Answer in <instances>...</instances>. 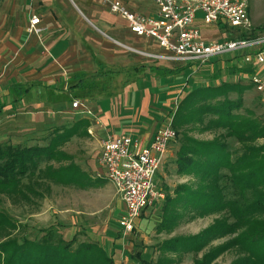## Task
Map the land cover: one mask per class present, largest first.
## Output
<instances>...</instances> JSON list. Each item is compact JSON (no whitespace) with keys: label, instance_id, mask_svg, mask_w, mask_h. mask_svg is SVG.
Returning a JSON list of instances; mask_svg holds the SVG:
<instances>
[{"label":"rangeland","instance_id":"374dc122","mask_svg":"<svg viewBox=\"0 0 264 264\" xmlns=\"http://www.w3.org/2000/svg\"><path fill=\"white\" fill-rule=\"evenodd\" d=\"M62 3V7L66 9L61 15L66 16L64 18L66 26L73 32L77 31L78 34L83 35L86 40L92 45L98 38L105 37L101 34L102 27L97 21V17H94L93 13H89L88 9L81 5L78 0H58ZM94 4V0H88ZM97 1V0H95ZM108 0H98L99 3L104 4L103 8L97 7L96 12L98 15L104 13L107 18L112 20L115 24H120L122 19L112 14H107ZM135 10H140L144 5V11L153 10L154 5L150 1L143 0L142 5L137 0H122ZM51 5L55 4L53 0L50 1ZM248 11L251 22L256 31H262L261 27H264V0H247ZM44 0H0V92H3L0 96V103L3 107L0 109V143L8 141L14 143L34 144L42 143L41 139L46 136L50 131V128L63 123H70L76 119L78 115L70 109V101L72 98L82 99L84 104L89 108L92 106L90 100H96L97 95L101 94L97 92L95 95H81L80 97H73L72 92H69L66 88V83L69 81L68 75L78 69L79 65H85L84 72L86 74V80H94L101 74L96 66H91V56L79 55L71 60L62 62L56 65L54 71L51 74L44 73L42 68L45 64V59H52L48 50V44H46V38L40 36V30L36 29L38 33L36 38V44L34 45L35 55L39 52L43 55H38L36 63L34 65L28 64L30 57L26 54L22 58L21 63H17L15 60L17 54L25 51V47L29 45L24 39L27 32L25 28L28 26L29 16L36 15L38 18L51 11L49 7H45ZM55 10V8H53ZM58 12H55L57 15ZM56 19V17H55ZM223 28H213L202 30V33L207 36H211L213 39L223 38ZM57 31L51 40V43L64 40L71 41L72 47L78 48L79 52L85 51L86 54H90V50L83 47L82 42L78 41L81 38L72 37L67 35L64 39L58 35ZM218 34V35H217ZM23 36V37H22ZM233 37V36H232ZM28 38V36H27ZM230 38V37H227ZM77 42H73L72 40ZM106 40V39H105ZM108 41V40H106ZM79 42V43H78ZM27 43V45H25ZM49 44V49L50 45ZM128 43L134 47L144 48L143 42L128 41ZM77 44V45H76ZM113 46H116L111 42ZM54 45H52L53 47ZM116 49H120L116 46ZM72 50V49H71ZM70 50V51H71ZM124 51V50H122ZM125 55L128 62H112L109 68H104L108 72V75L101 74L98 76V81L101 84L108 82L109 87L106 89L116 88L111 84L115 82L122 83L123 79H126L130 83H140L135 81L138 78L149 79V74L145 73L151 62L146 58L127 51L123 52L119 56ZM44 57V58H43ZM20 59V58H18ZM53 62V60H51ZM50 61V62H51ZM218 61V60H217ZM222 61V60H221ZM49 62V64H50ZM225 63V60L222 61ZM126 64V65H122ZM94 65V64H93ZM160 66V65H159ZM204 66V67H203ZM207 65H201L193 67V71L185 69L181 73V82L184 85L185 90L176 93H170L166 95H160L161 101H155V93L143 92L145 99L139 101L134 100L131 104V114L136 118L140 112L152 113L160 116L158 110L162 109L161 102H166V109L162 111L164 114L166 111L173 112L178 100L183 93L186 92L191 83H195L194 76L205 70ZM162 67V66H161ZM226 68H223L225 72ZM218 75L222 76L220 80L229 81L233 76H228L229 73L223 72L222 68L215 69ZM42 71L43 74L42 75ZM150 72V71H149ZM127 73V74H126ZM205 73V72H202ZM204 75V74H203ZM239 75V74H238ZM46 76V77H45ZM216 76V75H215ZM228 76L229 78H226ZM203 79H208L207 76H202ZM198 76V79H201ZM33 79H39L41 82L46 83L48 81L57 82L58 90H51V88L44 84L30 85L29 93L15 94L10 91L8 85L11 82H20L23 86H28ZM138 79V80H140ZM235 79V78H234ZM244 79V78H243ZM233 80V79H232ZM238 80L239 84H248L246 80ZM65 82V83H63ZM152 82V80H151ZM180 82V83H181ZM232 82V81H231ZM202 84H207L206 81H201ZM198 83V84H201ZM135 84V85H136ZM175 85V84H171ZM208 85V84H207ZM211 85V83L209 84ZM121 85H118L120 87ZM127 86V85H126ZM181 87V86H180ZM178 88L177 86L174 87ZM8 92V93H6ZM25 95V96H24ZM25 97L22 103V97ZM93 96V98H92ZM229 98H234V94H229ZM242 106L239 112L242 115L256 118L260 124H262L259 111L260 100L258 92L251 85L248 86L242 92ZM141 103V104H140ZM172 114V113H171ZM161 117V116H160ZM164 118V117H163ZM135 120V119H134ZM162 120H160L161 122ZM136 122V120L134 121ZM135 128H144L132 123ZM174 129V128H173ZM175 139L171 142V151L164 162L160 165L156 173V184L163 194L162 203L176 184H188L192 181L189 175V179H182L175 175L174 154L177 147L180 144L181 134H185L196 140L209 141L214 135L211 130L202 129V125L197 122H188L178 127ZM264 143V137H258L255 141L251 142V145L257 146ZM63 153L66 154V159H60L58 161H51V166L56 168L57 166H66L68 164H76L79 175L74 172L73 176L78 181L70 183H48V189L42 190L41 197H30L28 202H21L11 200L9 196L0 194V210L7 214L11 220L15 223V229L11 231V236L26 237L28 239H37L41 236V230L43 228L50 227L55 229L61 237L68 241L73 238V245L77 244H92L95 247L101 248L111 259V264H138L136 259L134 260L133 254L139 253V257L144 260L155 261L162 254L157 249L164 239L174 236H188L196 234L204 227L212 223L216 215H204L202 217H196L191 220H182L172 226L169 230L158 231V222H160V207L154 206L150 209H145L139 219L134 225V229L122 235L117 228L116 220L120 213L118 194L114 186L105 179H96L93 171L97 170L96 159L90 162L89 157L86 156L84 144L81 140L72 139L65 143L60 144L57 147ZM88 153V152H87ZM70 174V173H69ZM71 176V175H70ZM181 176V175H180ZM42 185L39 189H42ZM161 206V205H160ZM178 225V226H177ZM177 226V227H176ZM176 227V228H175ZM175 228V232L174 229ZM174 232V233H173ZM157 233H162L156 235ZM228 237H222L213 240L210 246H215ZM4 238L0 239L3 241ZM237 248L227 249L220 253L210 264H228L237 255H239ZM192 254L185 253L181 261L175 264H191ZM105 264V263H100ZM107 264V263H106Z\"/></svg>","mask_w":264,"mask_h":264},{"label":"trees","instance_id":"16d2710c","mask_svg":"<svg viewBox=\"0 0 264 264\" xmlns=\"http://www.w3.org/2000/svg\"><path fill=\"white\" fill-rule=\"evenodd\" d=\"M261 29L264 31V27ZM222 32L224 37H234L226 28ZM225 60L231 62L226 72L237 79L238 74L254 72L252 66L240 64L238 56ZM189 66L181 64L160 70L174 73ZM237 81H221L217 85L193 83L170 116L176 133L179 126L197 122L214 135L209 141H202L181 134L174 158L175 173L189 175L192 181L176 184L171 195H166L160 206L158 231L169 230L182 220L211 214L216 217L196 234L164 239L157 249L165 254L155 261L144 260L135 252L133 258L138 264H175L185 253L192 254L191 264H210L231 248H237L240 254L228 264H264V143L251 145L256 138L264 137V124L239 112L242 92L252 84ZM81 82L82 77L74 73L66 83L67 90L74 92L73 97L81 96L74 89H79ZM87 83L89 88L94 86V80ZM50 88L60 89L57 85ZM27 89L13 84L10 91L19 94ZM231 93L234 98H229ZM86 124V120L80 119L68 126H55L43 137L42 143L1 142L0 194L28 202L31 196L41 197L48 183L78 181L73 176L74 172L79 175L76 164L54 168L50 162L66 159V154L57 147L78 134L79 128ZM230 141L240 144L233 157ZM42 185L44 187L39 189ZM13 229V220L0 210V239L4 238L0 241V264H111L110 257L101 248L92 244L73 245V238L65 241L53 228H43L37 239L9 237ZM222 237L228 238L210 246L213 240Z\"/></svg>","mask_w":264,"mask_h":264},{"label":"built area","instance_id":"2783aa9c","mask_svg":"<svg viewBox=\"0 0 264 264\" xmlns=\"http://www.w3.org/2000/svg\"><path fill=\"white\" fill-rule=\"evenodd\" d=\"M154 5L150 14L132 11L119 0H108V10L118 14L133 35L153 40L161 52H146L114 41L126 50L152 61L174 65H205L221 57L238 56L240 64L254 72L247 81L258 92L259 116L264 124V31H256L249 15L247 0H146ZM198 23L226 28L234 37H205ZM38 17L28 18V33L36 31ZM254 31V32H253ZM262 70V73H260ZM70 107L85 110L84 101L73 98ZM171 119V118H170ZM170 119L157 127L148 144L126 135L106 133L100 140L95 176L111 183L122 203L116 225L125 235L134 229L142 210L153 206L163 194L155 174L176 132Z\"/></svg>","mask_w":264,"mask_h":264},{"label":"crops","instance_id":"0c3cea01","mask_svg":"<svg viewBox=\"0 0 264 264\" xmlns=\"http://www.w3.org/2000/svg\"><path fill=\"white\" fill-rule=\"evenodd\" d=\"M50 1L51 0H44V2L46 3L45 7H49L51 9V11H48L47 13L42 14L38 18V24L36 25V29L38 31L39 30L41 31L40 36L42 38L47 37V39H48V40H46V44H48L47 46H48L50 56L52 58L51 60H53V62H52L49 58L45 59V64L42 68L43 71L45 70L44 73L51 74L52 71H54L56 65H59L62 62L65 63L66 61L71 60V59H73L79 55H82V57H84V55L87 57L90 55L92 57L91 58V66H96L98 71H100V72L102 71L101 74H105L106 70H103V69L109 68L111 66L110 63H112V62L124 63V62L130 61V60H127L125 58V55H123L121 57L119 56L120 54H122L123 52H127L128 50H126L124 47L116 44L114 41H117L120 44H123L125 46H129L131 48H135V49L146 51V52H161L160 48L156 45V43L153 40L143 39V38L137 37V36L133 35L131 32H129V30L126 28L125 21L118 14H113V13L109 12V10L107 11V14L110 13V14L117 16L120 19H122L120 22H118L120 24H115V25L112 22V20H110L109 18H107L105 16L104 13H100V15H98V13L96 12L97 7L103 8V6H104V4L99 3L98 0L97 1L94 0V4L88 0H78L82 6H84L86 9H88L89 13H93L94 17L99 16V17H97V21L102 27L101 34L105 37L106 40H108V41H106L103 38H99V39L97 38L95 40V43H92V45H90V43L86 40V38L83 35L78 34L77 31L73 32L72 31L73 28H72V30L68 29V27L66 26L67 24L64 20V18H66V16L61 15L64 10L66 11V9H64L62 7V3L58 0H53L55 2V4H53V6H50L51 5ZM119 1L121 2V4L124 7H126L129 10H132V11H137V12H141L144 14H150L153 11V10L152 11L151 10L144 11L145 6L142 5L143 0H137L142 5L140 10H135V8L130 7L129 5L124 3L122 0H119ZM53 8H55V10H53ZM55 12H58L57 15L55 14ZM55 17H56V19H55ZM198 26L200 27L201 32H202V30L207 31V29L210 30L213 28H217L216 26H211V25L205 26V25H202L201 23H198ZM25 31L27 32L26 28H25ZM57 31H59L58 35L62 36V39H64L67 35H70V34L72 35V37L81 38L78 41H81L83 47H86V49L90 50V52H89L90 54H86V52L84 50L82 52L81 51L79 52L78 48H76V47L74 48V46L72 47V45H74V43L72 44L70 40L65 41V42H64V40H60V41H56L55 43H51V40L54 37V35L57 34L56 33ZM38 33L31 34V33L27 32L28 35H26V38H25V34H23L25 41L27 43H29V45L25 47V51H22L21 53L16 55L15 60L18 61L17 63H21L22 58L27 54L30 57L28 64H30V66H31V65H34V63H36V59H37L38 55H43L40 52L35 55V52H33L34 45L36 44L35 43L36 42L35 36H37ZM27 36H28V38H27ZM204 36L207 38L213 39L211 36H207V35H204ZM224 36L225 35L223 34V37ZM72 41L77 42L75 39ZM128 41L143 42L145 45L144 48H146V49L134 47V46L130 45L128 43ZM111 42L114 43L116 46H118L119 48H121L124 51H122L120 49H116V46H113L111 44ZM27 43L25 45H27ZM50 43L54 46L52 47V45H50V49H49ZM18 58H20V59H18ZM225 59H229V57H227V56L225 58L221 57V58L217 59L218 61L217 60L212 61V62L210 61L207 64H205L207 66L205 67V70L202 72H205V76L208 77L207 80L201 78L204 73H202V72L199 73V71H196L198 74L194 76V79L196 78L195 84L201 83V81H206L207 84L211 83L213 85H217L221 81H226V80H220V79H222L221 78L222 76H220L221 74L220 75L216 74L217 72L215 70L218 68H222V71H223V68L230 66L231 62L228 60H225ZM147 60H149V59H147ZM221 60L222 61L225 60V63H223ZM150 61L153 62L152 60H150ZM49 62H50V64H49ZM154 62L155 63H152V64L149 63L147 65L150 72L148 70L145 72V73L149 74L150 77L154 76V78H149V79L138 78L140 80L136 79L135 81L136 82L139 81L140 83L139 84L135 83L136 85L133 83L134 81L130 83L126 79H123L121 84H119L118 81H117V83L112 82L111 84H113V86L116 87L114 89H111V88L106 89V87H109L108 82H106V84H104V85L99 83V81L97 79H98V76H100L101 74L98 75L97 78L94 79V83H93L94 86L93 87H91V88L87 87L88 80L85 79L86 74L84 72V69H86V68H84L86 64L84 66L82 64H80L78 67V69H80V70H75L68 75V77L70 79L71 75L75 73L78 77H82V79H83V82H81L82 85H80V87H78L79 89L74 88L75 93H76V91H78L81 95H85V96L86 95L90 96L92 94L95 95L97 92L101 93L100 95L99 94L97 95L96 100H90L92 103V106L90 108L87 105H85L86 106L85 110H78V109L70 107V109L72 111L77 112L79 115L76 117L75 120L84 119L87 121V124L83 128L80 127L78 134H74V135L70 136L68 138V140H72V139L81 140L82 144H84V148L86 151L85 157H89L90 162L94 161V159L97 157V154L99 152L100 140L105 136L106 133H112V134H116V135H126V136L140 140V142L143 144H148L151 137H152L153 131L157 127L165 125L166 122L170 119L172 112H170V114H169V111H166L164 114L162 113V111H165V109H166L167 103L165 101L161 102V104H160L161 106H159V107H162V109L158 110L161 117L156 115L154 112H152V113L147 112L146 114L143 112H140V114L137 118L133 114H131L130 108H131L132 102L135 99L139 100V101L145 99V97H144L145 94L143 96V92H147V93L153 92V93H155V101H157V100L161 101L162 99H161V97H159L160 95H166V93L167 94L176 93L175 94V96H176L179 91L183 92V90H185V89H183L185 84L182 85L181 75H180L181 73H183V71L169 73L168 71H161L160 70V68L173 69L177 65L166 63V62H161V61H154ZM122 65H126V64H122ZM187 68L191 71L194 70L191 65ZM226 69H225V72H226ZM43 71H42V75H44ZM106 73L107 74H105V75H108V72H106ZM260 73H262V70ZM198 76L201 79H198ZM228 76H233V78H232L233 80L230 79L229 81L235 82V80L237 79V77L235 75L228 74ZM228 76H226V78H229ZM239 77L241 80H245V81L247 80V75H245L243 73L239 74ZM151 80H152V82H151ZM40 83L44 84L45 86H47L49 88L52 85H58L57 82H55V80L43 83L39 79H33L28 86H23L20 82H11L8 85V88L11 89V86L13 84H20L23 88L28 87V89H29V88H32V87H30V85L40 84ZM172 83L175 85H171ZM192 84L193 83H191V85ZM118 85H121V86L118 87ZM175 86H177L178 88L174 89ZM185 87H186V85H185ZM28 89L26 92H24L25 94L29 93ZM2 93L3 92H0V96L4 95ZM6 93H8V92H6ZM20 93L22 94L23 92L20 91L19 94ZM73 93L74 92H72V94ZM24 96L22 97V100H21L22 103H23V100L25 99ZM92 98H93V96H92ZM80 100H82V99H80ZM134 119L136 120V122H134L135 121ZM75 120H73L72 122H74ZM160 120H162V121L160 122ZM72 122L63 123V124H59V125L68 126V125L72 124ZM132 123H135L136 125H138L140 127H143L144 124H145V126L143 129L139 128V127L135 128L133 125H131ZM59 125H57V126H59ZM52 128H50V130ZM68 140H66V141H68ZM41 141L43 142V139H41ZM170 144H171V142H170ZM170 144H169L166 152L164 153V155L162 157V161H161L160 165L164 162L165 158L168 155H170V151H171V145ZM229 144H230V149H233V153L231 155L233 157L235 154V151L240 148V144H238L235 141H230ZM174 156H175V154H174ZM96 166H97V163H96ZM97 169H98V166H97ZM96 171L97 170H95V171L92 170V172H93L92 175H94V173ZM175 175L179 178L182 177V179L187 178L190 180L189 176L188 177L185 175L180 176L176 173H175ZM94 177L96 179H103V177H101V176H95L94 175ZM155 183H156V174H155ZM171 191H172V189L168 191L169 195H171ZM118 199H119V195H118ZM161 204H162V200H159L153 206L148 207L146 209H150V208L157 206V205H159V207H160ZM119 208H120V210L122 209V203H121L120 199H119ZM144 210H142L141 213ZM141 213H140V215H141ZM138 219L139 218H137L135 220V223ZM137 223H138V221H137ZM178 225H179V223H178ZM175 228L173 229L174 232H175ZM160 234H162V233H157L156 235H160Z\"/></svg>","mask_w":264,"mask_h":264}]
</instances>
